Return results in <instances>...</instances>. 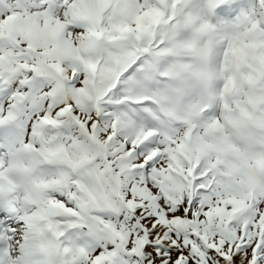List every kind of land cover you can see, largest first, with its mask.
<instances>
[{
	"label": "snow or ice",
	"instance_id": "obj_1",
	"mask_svg": "<svg viewBox=\"0 0 264 264\" xmlns=\"http://www.w3.org/2000/svg\"><path fill=\"white\" fill-rule=\"evenodd\" d=\"M0 264H264V0H0Z\"/></svg>",
	"mask_w": 264,
	"mask_h": 264
}]
</instances>
